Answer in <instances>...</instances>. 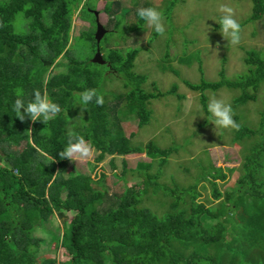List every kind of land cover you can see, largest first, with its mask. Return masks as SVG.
<instances>
[{
  "label": "trees",
  "instance_id": "1",
  "mask_svg": "<svg viewBox=\"0 0 264 264\" xmlns=\"http://www.w3.org/2000/svg\"><path fill=\"white\" fill-rule=\"evenodd\" d=\"M249 1L251 13L243 24L264 18V0ZM165 2L163 14L169 20L177 0ZM81 5L80 17L88 19L86 14H91L86 8L90 5L85 0H0V264H218V259L202 255L197 246L188 247L229 243L238 235L233 221H240L239 239L244 242L246 237L251 248L260 250L261 260L256 264H264V105L257 128L239 126L232 131L230 143L242 146L239 176L218 206L198 201L201 179L215 187V182L207 179L208 171L191 185L175 181L161 184L162 168L177 149L160 148L152 141L132 145L122 123L132 117L141 128L151 119L150 100L165 94L179 100L183 96L175 84L166 93L159 92L154 82L151 92L142 88L148 77L134 71L138 49L105 50L99 45L106 51L105 65L74 56L69 45L72 16ZM119 6L118 2H108L103 9L114 22V30H107V34L115 33L121 25L120 15L128 13ZM143 7L154 6L145 3ZM135 14L139 28L145 21ZM17 15L21 17L20 33L13 25ZM88 30L74 40L76 44L91 43L94 53V21ZM244 52L246 70L235 78L227 79L222 68L217 81L202 78L197 84L182 80L183 84L200 93L238 89L241 94L232 101L234 108L255 100L264 84V54L254 49ZM180 54V64L196 62L203 76L199 52L187 56L183 50ZM60 56L67 60L68 72L45 76L49 67L44 62L53 64ZM159 66L178 77L167 53ZM110 77L122 81L123 91H107L103 106L95 101L79 103L78 93L95 89L101 95L99 91ZM18 90L25 104L34 99V90H40L60 106L61 112L46 123L19 121L13 111ZM200 104L209 115L203 94ZM69 132L82 136L98 152L95 164L106 156L145 154L150 163L136 166L138 174L144 175L141 187L134 184L120 194L108 195L104 173L97 180L76 171L65 176L69 160H61L58 154L66 147ZM151 163L158 167L154 174L147 173ZM152 192L158 195L156 203L161 207L156 211L163 212L161 217L146 208L145 201L153 198ZM220 196L215 190L213 197L218 200ZM141 204L146 207L141 208ZM66 212L73 213L68 234L63 232L57 240L66 247L69 258L60 263L56 259L38 261L37 254L47 242L37 231L54 213L63 217ZM231 212H240L243 220L234 219ZM227 234L231 240H226ZM247 259L246 254L244 261Z\"/></svg>",
  "mask_w": 264,
  "mask_h": 264
},
{
  "label": "rangeland",
  "instance_id": "2",
  "mask_svg": "<svg viewBox=\"0 0 264 264\" xmlns=\"http://www.w3.org/2000/svg\"><path fill=\"white\" fill-rule=\"evenodd\" d=\"M85 1L90 5L89 7H94L86 8L92 16L93 14L89 10L99 12V21L106 30H114L112 18H109L103 10L108 2H118L119 7L128 9L127 14L120 15V27L113 34L106 33L100 46L104 47L105 50L110 48H117L121 51L138 49L134 71L148 77L147 83L142 88L151 92V82H154L159 92L166 93L171 85L175 84L177 93L183 96V99L179 100L174 95L165 94L161 98L150 100L148 105L152 112L150 122L138 128L137 120L127 117L122 123L125 136L129 138L132 145H143L152 141L160 148L173 146L177 149V152L168 158L162 168V176L159 179L161 184H170L175 181L180 185H191L199 176L204 175L207 171H212L210 175L208 172L206 174L208 175L207 179H212L215 182V187L201 179L197 186L200 193L198 201L207 206H218L219 201L224 199L225 193L234 186L239 176L242 146L230 143L234 129H219L211 124L208 119L210 113L205 115L202 110L200 95L203 94L206 97L207 106L213 97L230 103L235 122L239 126L255 129L259 125V115L264 105V84L256 92L255 100L234 108L232 101L241 94L240 90L221 88L216 92L210 90L203 93L192 92L186 88L182 80L195 84L199 83L202 78L206 81H217L219 79L218 73L222 68L227 79H233L243 73L246 70L243 63L245 50L254 49L264 54V18L252 24L242 23L251 13L249 0H177L170 19L167 20L164 16L165 33L160 36L148 27L146 22L137 28L135 26L137 20L135 12L145 3H149L163 12L167 0ZM221 4L231 6L234 9L235 19L241 25V43L236 47H233L219 32V20L222 13L218 9ZM82 5L73 12L69 45L74 56L82 57V60L87 58L91 60L94 54L91 52V43L77 42L76 44L74 40V37H78L82 31H89L92 21H94L95 31L94 16L86 14L88 19L85 20L80 17ZM13 25L17 33L22 32L20 15H17ZM105 50H101L102 56L106 53ZM183 50L188 53L187 56L199 52L203 76L198 72L196 62H193L191 66L179 63L178 59ZM166 53L170 57L171 67L177 70L178 77L169 71L160 70L159 64ZM66 63L67 60L60 56L53 64L47 65L49 69L45 76L67 73ZM105 81V86L103 85L99 91L102 96L108 95L110 91H123L120 79L110 77ZM14 150L19 151V148L14 147ZM97 155L98 152L94 149L92 157L85 161H68L65 176L76 171L88 174L97 180L101 173H104V183L108 195L120 194L134 184L141 187L139 184L144 175L138 174L136 166L138 163H150L145 154L106 156L102 162L95 164ZM124 162L125 166H123ZM211 167L219 170L217 172H214L213 169L208 170ZM157 169V164L151 163L147 173L154 174ZM211 175L216 178H212ZM215 190L221 194L218 200L213 197ZM149 194L154 195L152 199L145 201L149 207L142 204L140 207H146L154 215L161 217L163 212L158 213L159 211H156L161 207L156 203L159 199L158 195L153 192ZM247 200L252 201L250 198ZM240 214V212L232 213L234 219L243 220ZM72 215L73 213L66 212L63 217H59L57 213H54L39 231L36 230V234L47 242L37 254L38 261L56 259L60 263L69 258L66 247H62L57 238L63 232L68 234V223ZM232 225L238 235H235V238L229 243L223 241L220 244L212 245L194 244L188 248L194 249L197 246L202 255H211L218 259V264L258 263L261 260L260 250L251 248L246 237L244 242L241 238L239 239L240 221H233ZM227 227L230 229L231 224L227 223ZM51 238L52 241L50 242ZM226 240H231L229 234L226 235ZM246 254L248 259L245 262Z\"/></svg>",
  "mask_w": 264,
  "mask_h": 264
},
{
  "label": "clouds",
  "instance_id": "3",
  "mask_svg": "<svg viewBox=\"0 0 264 264\" xmlns=\"http://www.w3.org/2000/svg\"><path fill=\"white\" fill-rule=\"evenodd\" d=\"M218 11L222 13L219 20V32L233 47L238 46L241 43L242 29L240 23L235 19L234 9L231 6L221 4ZM137 15L158 35H164L165 24L162 11L154 7H141L137 9ZM22 95V91L18 90V98L13 104V111L16 113L17 119L21 122L27 119L33 123L37 121L46 123L54 119L61 112L60 106L52 102L40 90H34V99L27 104L24 103L23 99L19 98ZM78 96L81 105H88L95 101L97 106H103L104 98L102 95L97 94L95 89H86L78 93ZM207 111L210 113L208 119L213 126L219 129H239V124L233 119L231 104L226 103L223 99L211 98ZM28 132L31 136V131L29 130ZM68 137L66 147L58 154L61 160L68 159L72 162H82L92 157L94 149L82 136L74 132H69Z\"/></svg>",
  "mask_w": 264,
  "mask_h": 264
},
{
  "label": "water",
  "instance_id": "4",
  "mask_svg": "<svg viewBox=\"0 0 264 264\" xmlns=\"http://www.w3.org/2000/svg\"><path fill=\"white\" fill-rule=\"evenodd\" d=\"M90 11V10H89ZM94 18H95V31H94V41L96 44L95 52L93 54V57L91 58V63L97 64V65H105L106 61L104 60L101 50H100V42L103 39L104 35L108 32L104 26L99 21V12L97 10L90 11ZM49 62H44V65H48Z\"/></svg>",
  "mask_w": 264,
  "mask_h": 264
},
{
  "label": "flooded vegetation",
  "instance_id": "5",
  "mask_svg": "<svg viewBox=\"0 0 264 264\" xmlns=\"http://www.w3.org/2000/svg\"><path fill=\"white\" fill-rule=\"evenodd\" d=\"M90 11H92V10H90Z\"/></svg>",
  "mask_w": 264,
  "mask_h": 264
}]
</instances>
